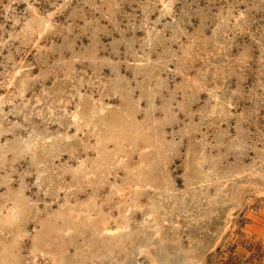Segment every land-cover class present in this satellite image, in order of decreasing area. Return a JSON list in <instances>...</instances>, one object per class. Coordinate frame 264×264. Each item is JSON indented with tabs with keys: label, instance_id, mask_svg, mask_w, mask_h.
Returning <instances> with one entry per match:
<instances>
[{
	"label": "rangeland",
	"instance_id": "obj_1",
	"mask_svg": "<svg viewBox=\"0 0 264 264\" xmlns=\"http://www.w3.org/2000/svg\"><path fill=\"white\" fill-rule=\"evenodd\" d=\"M0 264H264V0H0Z\"/></svg>",
	"mask_w": 264,
	"mask_h": 264
}]
</instances>
